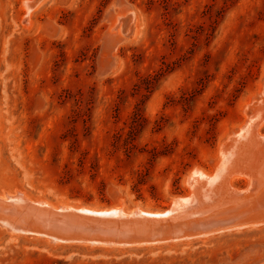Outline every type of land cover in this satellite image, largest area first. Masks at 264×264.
Returning <instances> with one entry per match:
<instances>
[{
    "label": "rangeland",
    "instance_id": "374dc122",
    "mask_svg": "<svg viewBox=\"0 0 264 264\" xmlns=\"http://www.w3.org/2000/svg\"><path fill=\"white\" fill-rule=\"evenodd\" d=\"M26 1L0 0V196L162 212L192 194L195 169L216 172L264 89V0H38L30 15ZM24 212L18 227L33 222ZM65 228L123 241L180 231ZM207 237L57 242L0 222V264H264V223Z\"/></svg>",
    "mask_w": 264,
    "mask_h": 264
},
{
    "label": "bare ground",
    "instance_id": "6f19581e",
    "mask_svg": "<svg viewBox=\"0 0 264 264\" xmlns=\"http://www.w3.org/2000/svg\"><path fill=\"white\" fill-rule=\"evenodd\" d=\"M25 4L30 15L39 2L38 0H29ZM131 18L132 16L130 19L124 17L119 21V24L128 27L133 20ZM246 113L247 120L245 124L234 130L228 140L224 142L221 157L216 163V172L209 174L202 169H195L188 177V182L193 189L192 194L189 197L175 198L172 208L168 211H150L138 207L128 212L122 207L100 209L88 206H54L48 201H41L42 199L37 203L36 201L31 202L25 194L18 196L3 195L0 196V222L12 230L26 232V235L29 233L46 235L57 242L85 241L93 244L110 245L196 239L215 233L222 234L236 229L239 230L245 226L263 224L264 89L261 90L257 101L248 107ZM241 177L250 181L246 189L235 187V179ZM19 211H25L24 213L29 214L25 217L27 220L33 221L31 224L29 222V226L27 223L18 227L12 220L15 213L17 214ZM30 214L33 216H30ZM75 218L76 220H72ZM77 219L104 223L110 226L111 230L117 229L115 227L118 224H128L137 230H146L148 227L150 230H154L159 227L166 228V231H169L177 227L180 231L176 236L168 233L164 236V239L145 240L146 236L141 239L124 241L100 239V237L92 238L69 234V231L65 228L66 223H75ZM51 220L60 224L59 229L56 227L59 233L56 231V233L50 232L46 229V227L49 228V225H51L50 228H53ZM145 223L151 225L148 226ZM112 233H115V231Z\"/></svg>",
    "mask_w": 264,
    "mask_h": 264
}]
</instances>
